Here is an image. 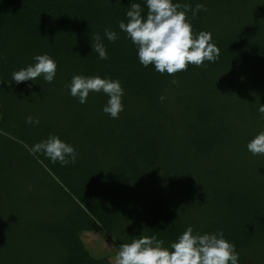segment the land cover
I'll use <instances>...</instances> for the list:
<instances>
[{"label":"trees","instance_id":"1","mask_svg":"<svg viewBox=\"0 0 264 264\" xmlns=\"http://www.w3.org/2000/svg\"><path fill=\"white\" fill-rule=\"evenodd\" d=\"M133 2L146 16V0H0V264H110L81 233L102 230L116 249L142 235L170 248L188 226L223 231L238 264H264V156L247 150L264 131V0H173L206 6L187 18L220 49L175 77L141 65L119 29ZM97 33L107 60L93 51ZM44 54L52 83L9 86ZM74 75L119 80V118L103 112L102 91L72 97ZM50 135L74 147L75 164L29 153Z\"/></svg>","mask_w":264,"mask_h":264},{"label":"clouds","instance_id":"2","mask_svg":"<svg viewBox=\"0 0 264 264\" xmlns=\"http://www.w3.org/2000/svg\"><path fill=\"white\" fill-rule=\"evenodd\" d=\"M146 7L147 14L142 16L144 10L141 4L131 3L126 13L128 22L119 23V29L137 47L139 62L145 68L154 65L161 75L167 73L175 77L178 72L187 71L189 64L202 67L205 61L216 62L219 59L220 49L212 43L211 33L201 31L198 35L194 34L187 18L189 11L193 18L200 11H207L204 4H197L193 8L189 4L173 3V0H146ZM104 35L111 42L118 39L117 33L109 29H105ZM92 47L101 60L108 59L98 33L92 35ZM33 59L34 65L12 72L11 79L7 81L9 86L12 81L19 84L35 81L41 76L45 82H53L57 71L55 60L47 54L37 55ZM171 82L177 83L175 78ZM66 87L81 104L86 103L90 92L102 91L109 97L103 112L113 119H118L124 110V89L119 80L74 75ZM159 99L163 101L165 97ZM258 111L264 118V105H260ZM27 122L39 124V120L31 116ZM28 150L33 156L40 153L61 166L75 164L78 155L73 146L54 135ZM247 150L253 156H264V131L247 144ZM163 245L164 241L155 236L134 238L130 243L120 244L114 264H238L239 261L235 246L224 238L223 231L193 234V228L188 226L177 241L171 243L170 248Z\"/></svg>","mask_w":264,"mask_h":264},{"label":"rangeland","instance_id":"3","mask_svg":"<svg viewBox=\"0 0 264 264\" xmlns=\"http://www.w3.org/2000/svg\"><path fill=\"white\" fill-rule=\"evenodd\" d=\"M80 239L90 255L93 257H106L110 264H114V258L118 249L110 243L105 232L102 230L96 232H83L80 235Z\"/></svg>","mask_w":264,"mask_h":264}]
</instances>
